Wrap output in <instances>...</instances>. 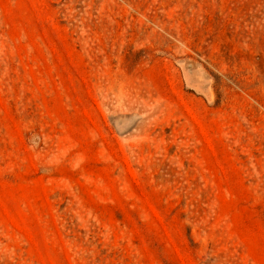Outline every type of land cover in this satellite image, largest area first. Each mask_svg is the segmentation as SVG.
Wrapping results in <instances>:
<instances>
[{
  "label": "rangeland",
  "instance_id": "obj_1",
  "mask_svg": "<svg viewBox=\"0 0 264 264\" xmlns=\"http://www.w3.org/2000/svg\"><path fill=\"white\" fill-rule=\"evenodd\" d=\"M0 264H264V0H0Z\"/></svg>",
  "mask_w": 264,
  "mask_h": 264
}]
</instances>
